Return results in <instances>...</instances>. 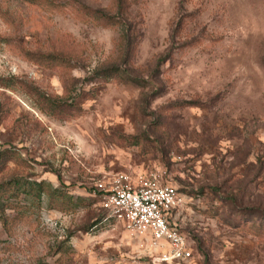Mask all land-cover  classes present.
<instances>
[{
  "label": "rangeland",
  "instance_id": "1",
  "mask_svg": "<svg viewBox=\"0 0 264 264\" xmlns=\"http://www.w3.org/2000/svg\"><path fill=\"white\" fill-rule=\"evenodd\" d=\"M56 1L0 0V151L14 153L0 172V264H264V0H130L128 82L94 76L117 62L120 28ZM27 48L68 52L75 67L39 65ZM43 94L80 110L50 115ZM118 172L157 173L185 196L173 221L192 261L156 259L148 236L106 216L98 184ZM35 181L71 206L36 196Z\"/></svg>",
  "mask_w": 264,
  "mask_h": 264
},
{
  "label": "built area",
  "instance_id": "2",
  "mask_svg": "<svg viewBox=\"0 0 264 264\" xmlns=\"http://www.w3.org/2000/svg\"><path fill=\"white\" fill-rule=\"evenodd\" d=\"M103 192L101 206L107 217L124 224L132 234L145 235L163 261L189 262L193 248L173 221L185 196L154 172L132 177L127 172L111 176L108 184L99 183ZM106 218V217H105Z\"/></svg>",
  "mask_w": 264,
  "mask_h": 264
},
{
  "label": "trees",
  "instance_id": "3",
  "mask_svg": "<svg viewBox=\"0 0 264 264\" xmlns=\"http://www.w3.org/2000/svg\"><path fill=\"white\" fill-rule=\"evenodd\" d=\"M32 4H38L42 8L48 9H57L60 10L64 8V4L57 2L56 0H27ZM73 5H78L80 12L84 15L91 16L92 19L98 21L100 24L105 26H115L120 28L119 35V49L117 54V62L111 63L108 66L98 68L94 71L95 77L100 78H111L116 77L122 82L128 81H138L139 78L136 75H133L129 72L130 64L134 56V52L138 42L139 31L132 21L128 18L127 13L129 9L130 0H113L114 11L108 12L103 9L90 8L82 3H79L78 0H69ZM166 53L161 59L160 62L166 59ZM23 55L30 61L43 65L46 67H62V68H74L75 63L72 62V55L68 52L53 49L49 51H37L33 49L23 50ZM127 79V81H126ZM157 94V93H156ZM67 99L53 98L49 95L43 94L42 97L37 99L39 108L43 111H47L48 114L58 117L64 116H75L78 114L80 107L75 102L71 95ZM14 153L5 148L0 151V172L4 169L6 162L12 159ZM11 184V183H10ZM35 186H30V190L36 195L40 196L44 191L48 192L50 195V203L54 202V207L59 210H66L71 206L69 199L65 198L63 193H60L59 190L50 189V187H45L42 181L34 182ZM11 187L7 185L6 182H0V220L2 224L7 226V216L5 215V205L1 199L2 194L6 190H10ZM58 193L60 200L56 201L54 199V193ZM103 220L99 218L92 225H95L97 222Z\"/></svg>",
  "mask_w": 264,
  "mask_h": 264
}]
</instances>
